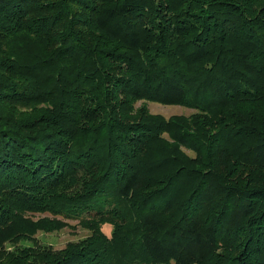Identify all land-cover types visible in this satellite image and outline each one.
<instances>
[{
  "label": "trees",
  "instance_id": "obj_1",
  "mask_svg": "<svg viewBox=\"0 0 264 264\" xmlns=\"http://www.w3.org/2000/svg\"><path fill=\"white\" fill-rule=\"evenodd\" d=\"M0 264H264V0H0Z\"/></svg>",
  "mask_w": 264,
  "mask_h": 264
},
{
  "label": "rangeland",
  "instance_id": "obj_2",
  "mask_svg": "<svg viewBox=\"0 0 264 264\" xmlns=\"http://www.w3.org/2000/svg\"><path fill=\"white\" fill-rule=\"evenodd\" d=\"M144 105L148 112L152 114H157L167 119L173 115H189L195 110L180 104H162L154 101H144L139 100L136 102V106ZM25 216L30 219L37 220L41 218L48 219H59L64 221L65 225H62L60 228L52 229L50 231H45L39 229L34 233L32 239H24L17 242V246H23L27 244H43L51 246L53 249H61L66 246L69 242L78 241L89 234V230L84 226L80 225L77 219H66L61 215L53 214L51 212H33L27 213ZM62 218V219H61ZM102 231L106 234H110L111 226L104 224L101 227ZM8 249H13V244L9 242L5 244Z\"/></svg>",
  "mask_w": 264,
  "mask_h": 264
}]
</instances>
